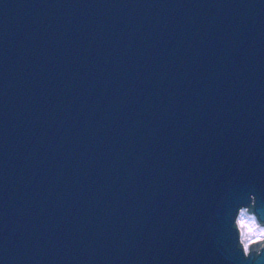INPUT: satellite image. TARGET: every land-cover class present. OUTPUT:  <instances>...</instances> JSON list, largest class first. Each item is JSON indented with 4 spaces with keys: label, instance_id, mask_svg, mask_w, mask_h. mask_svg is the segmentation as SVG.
<instances>
[{
    "label": "water",
    "instance_id": "obj_1",
    "mask_svg": "<svg viewBox=\"0 0 264 264\" xmlns=\"http://www.w3.org/2000/svg\"><path fill=\"white\" fill-rule=\"evenodd\" d=\"M241 208L264 0H0V264H264Z\"/></svg>",
    "mask_w": 264,
    "mask_h": 264
},
{
    "label": "clouds",
    "instance_id": "obj_2",
    "mask_svg": "<svg viewBox=\"0 0 264 264\" xmlns=\"http://www.w3.org/2000/svg\"><path fill=\"white\" fill-rule=\"evenodd\" d=\"M257 211V205H256ZM240 240H241V231L242 227L244 230V244H243V257L247 258L249 256V249L252 245H259L260 248H264V225L257 221V217L255 214L248 215L245 217L243 225H240ZM262 253L257 249V255L253 256L251 259L253 260V264H255L256 259ZM248 260V259H245Z\"/></svg>",
    "mask_w": 264,
    "mask_h": 264
},
{
    "label": "trees",
    "instance_id": "obj_3",
    "mask_svg": "<svg viewBox=\"0 0 264 264\" xmlns=\"http://www.w3.org/2000/svg\"><path fill=\"white\" fill-rule=\"evenodd\" d=\"M245 209H246V208H241V209H239V211H238V213H237V216H236V219H235V223H236V225H237L239 231H240V227H239L238 221L240 220L241 213L243 212L246 216L250 215V214L246 213ZM251 215H252V213H251ZM239 242L241 243L240 237H239ZM241 245H242V244H241ZM242 246H243V245H242Z\"/></svg>",
    "mask_w": 264,
    "mask_h": 264
},
{
    "label": "snow or ice",
    "instance_id": "obj_4",
    "mask_svg": "<svg viewBox=\"0 0 264 264\" xmlns=\"http://www.w3.org/2000/svg\"><path fill=\"white\" fill-rule=\"evenodd\" d=\"M244 220H245V214L242 212L240 220L238 221V224L243 225ZM241 244L242 245L244 244V230H243V227H242V231H241Z\"/></svg>",
    "mask_w": 264,
    "mask_h": 264
},
{
    "label": "rangeland",
    "instance_id": "obj_5",
    "mask_svg": "<svg viewBox=\"0 0 264 264\" xmlns=\"http://www.w3.org/2000/svg\"><path fill=\"white\" fill-rule=\"evenodd\" d=\"M251 215V214H250ZM245 217H247L246 215H245Z\"/></svg>",
    "mask_w": 264,
    "mask_h": 264
},
{
    "label": "built area",
    "instance_id": "obj_6",
    "mask_svg": "<svg viewBox=\"0 0 264 264\" xmlns=\"http://www.w3.org/2000/svg\"><path fill=\"white\" fill-rule=\"evenodd\" d=\"M239 235H240V233H239Z\"/></svg>",
    "mask_w": 264,
    "mask_h": 264
}]
</instances>
